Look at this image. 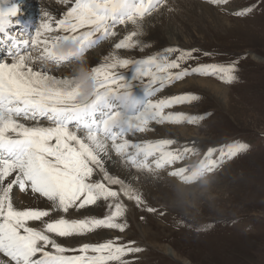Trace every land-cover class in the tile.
I'll list each match as a JSON object with an SVG mask.
<instances>
[{"label":"snow or ice","instance_id":"6c2138e0","mask_svg":"<svg viewBox=\"0 0 264 264\" xmlns=\"http://www.w3.org/2000/svg\"><path fill=\"white\" fill-rule=\"evenodd\" d=\"M60 2L70 5L60 18L41 9L38 25L30 31L31 22L25 27L20 17L27 0H0V45L5 46L0 56V264H131L128 258L142 251L135 241L121 243L116 237L85 242L100 229L125 232L122 196L137 206L144 204L127 178L109 173L106 162L114 153L129 173L136 169L155 175L197 156L196 149L188 146L172 150V139L134 138L150 131L153 123H197L201 117L165 111L198 101L196 94L153 98L188 77L231 83L237 79L239 62L201 63V55L212 57L207 52L198 55V50L168 48L136 60L121 59L113 51L98 66H87L94 86L85 92L84 72L77 67L85 54L117 37L118 27L127 34L113 48L142 51L146 45L137 39L142 22L167 0ZM209 2L225 5L229 0ZM61 65L73 66L70 78H57L45 70ZM120 69H128L131 77ZM246 150L247 145L233 143L212 159L209 149L203 160L171 175L195 183ZM98 173L102 178L93 179ZM14 189L43 197L47 207L17 208ZM92 206L106 207L107 214L87 215L84 210ZM77 215L82 218H71Z\"/></svg>","mask_w":264,"mask_h":264},{"label":"rangeland","instance_id":"374dc122","mask_svg":"<svg viewBox=\"0 0 264 264\" xmlns=\"http://www.w3.org/2000/svg\"><path fill=\"white\" fill-rule=\"evenodd\" d=\"M200 6L212 8L215 17L229 21L209 19ZM160 10L162 12L158 13ZM245 10H250L248 15H235L237 11ZM174 11L175 16L169 17V23L164 26L166 37L172 39L174 34L187 36L186 33H192L191 39L195 36L198 38L195 45L182 40L180 45L157 48L153 37L140 35L139 40L146 45L142 51L139 48H113L114 51L120 58L129 60L147 58L172 48L198 50V55L210 53L212 58L200 56L201 63L206 64L227 66L238 61L237 79L231 83L213 77L185 79L216 82L225 88L231 100L227 102L223 97L218 98L206 89L196 87L180 92L196 94L199 100L165 111L202 119L197 123H153L150 131L140 133L134 139L158 141L169 138L175 141L170 146L172 150L174 147L181 149L188 146L195 148L198 155L186 159L184 164L177 162L160 169L157 172L161 173L155 175L132 169V186L141 194L144 204L137 206L134 201L122 196L126 206L123 218L127 224L125 232L100 229L89 235L85 242L97 244L116 237L120 238L121 243L135 241V246L142 251L128 258L131 264H264V0H229L225 5H214L209 0H167L153 14L170 15ZM152 15L145 18L142 25L148 24L152 20L148 18ZM109 42L113 47L116 41H105L98 47L102 48ZM69 66L55 68L68 70ZM183 81L161 90L164 92L160 97L178 95H172V89ZM185 106L188 112L183 111ZM153 126H171L169 128L174 137L158 132V138L147 139L156 130ZM179 127L187 128L191 136H179ZM237 142L247 145V150L209 172L207 175L211 183L207 189H202L199 181L186 184L171 175L177 167H187L189 162L203 160L201 157H205L209 149L216 154L212 159H218L221 149ZM163 176L175 180L164 186L171 194H162L159 190L153 192L155 188H151L152 192L145 190L146 177L162 181ZM141 177L142 185H139ZM93 179H96L95 176ZM178 184L186 189L178 190ZM112 187L119 189L118 185ZM149 207L156 211H147ZM87 210V215L97 218L107 214V208L102 206H92Z\"/></svg>","mask_w":264,"mask_h":264},{"label":"bare ground","instance_id":"6f19581e","mask_svg":"<svg viewBox=\"0 0 264 264\" xmlns=\"http://www.w3.org/2000/svg\"><path fill=\"white\" fill-rule=\"evenodd\" d=\"M30 1L31 0H27V3L28 4L31 3ZM57 1H60V0H45V1H42L43 3L42 2L38 3V4L34 3L33 7H27L26 11H22L21 12L22 13L21 16L26 15V17L32 19L33 22H35L36 26L38 25V22H39L41 9L48 10V11L52 12V14L54 16H56L57 18H60L62 16L63 12L66 11L67 8L70 7V5H66V4L61 3V2L57 3ZM200 8L204 11V13L207 15V17L209 19L217 18V17L214 16L212 8L207 7V6H205V7L204 6H200ZM161 12H162V10H160L158 13H161ZM192 12H194V11H192ZM158 13H157V15L153 14L150 18H148V20H150L151 18H152V20H150V22L148 24H146V23L143 24L142 25V30H141L142 31V36L145 35V37H146V36L150 35V37H153L155 39V41L157 42L156 43L157 46L156 45L155 46L157 48H162V47L164 48V47H167V45H180L182 40H185V43L190 44V45H195L198 42L197 36H195V38L191 39L192 33H186L187 36H183V35L181 36V35L172 33V34H174V35H172V39L171 38H167L166 37V30H164V26L167 23H169V21H168L169 17L175 16L176 11L170 12V15L158 14ZM147 17H149V16H147ZM217 19H219L221 21H225V22L229 21V20L228 21L225 20L224 18H217ZM131 29H132V26L129 25V28H128L127 31H131ZM117 32L119 33L118 36L113 38V40L116 41V42H118L121 38H123L124 35L127 34V32L122 30L121 28ZM140 38H142V37H140ZM138 39H139V37H138ZM111 44L112 43H110V42L109 43H105L102 46V48L98 47L99 49H96L95 51L90 50L91 52L89 51V54H87V56H86L87 66L89 68H91V67H93V66H95L97 64H100L103 61L105 55L107 56V55L111 54L114 51V49L111 46ZM69 67L70 68L68 70H65V68L62 70L61 68L57 69V68H55L53 66H49L45 70L48 71L49 74L54 75L57 78H70L72 73H73V66H69ZM189 87H196V88L206 89L213 96H216L218 98H222L223 97V98H225L227 100V102H228V100H231L230 96L228 95L227 91L225 90V88L223 86H220L216 82L214 83V82H212L210 80H203V79H199V80H190V79H188L187 81L184 80L183 83L176 85L172 89V93L171 92L170 93L172 95L173 94L180 95L179 94L180 92H183L184 90H186ZM183 111L188 112L186 106L183 108ZM153 127L156 128V130H155V132L153 134H149V137L147 139L154 140V138H158V132L163 134V135H166L168 133V134H170L169 137H172V136L174 137V135H172L173 134L172 131H170V128H169L171 126H169V127L168 126H161V127L153 126ZM179 128H180V130L178 131V135L179 136H181V137H184L185 135L191 136V134H189V130L187 128H185V129H183L181 127H179ZM163 139H166V138H163ZM194 140H196V139H194ZM201 158H204V157H201ZM191 163L192 162H189L187 164H191ZM182 164H184V162H182ZM105 166H106V169L109 171L110 174L119 176L120 178H127L130 183H131L132 180L134 181V176H133L132 172L129 173V170L126 169L123 166L122 159H120L118 156L114 155V153L112 155V159L107 161ZM157 173H161V172H157ZM94 176H95L96 179H101L102 178V174H99V173L94 175ZM145 176H147V175L145 174ZM158 180L155 181L154 179H150L149 177H146L145 180H144L145 190L148 191V192H152V191L156 192V191L159 190L160 193H162V194H168V193L171 194L169 189H167L164 186L166 184L170 183V182L174 183L175 180L172 179V178H164V176H163L162 181H158ZM160 180H161V178H160ZM171 180H173V181H171ZM139 185H142V177H141ZM151 188H155V190L151 191ZM177 189L178 190H185L186 188L184 186H181V185L178 184V188ZM176 190H174V191H176ZM172 195H173V193H172ZM13 203L19 209L45 208L48 205V202L43 197H39V196L34 195V194L18 192L15 189H14V192H13ZM84 211L88 212V210H84ZM78 216L79 215L74 216V218H77ZM32 226H36L37 227V226H40V225H39V222H36V223L33 222Z\"/></svg>","mask_w":264,"mask_h":264},{"label":"clouds","instance_id":"9594fccd","mask_svg":"<svg viewBox=\"0 0 264 264\" xmlns=\"http://www.w3.org/2000/svg\"><path fill=\"white\" fill-rule=\"evenodd\" d=\"M68 47H72L71 45H65V48H68ZM77 67H80L82 68L83 72H84V76H85V80H86V83H85V92H90L94 86V82L90 79V73L88 72V68H87V61H86V58L84 57L80 64L77 66ZM196 162H193L192 164H195ZM210 179L208 177L207 174H204L201 179L199 180V186L202 188V189H207L209 186H210Z\"/></svg>","mask_w":264,"mask_h":264}]
</instances>
